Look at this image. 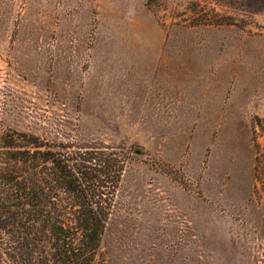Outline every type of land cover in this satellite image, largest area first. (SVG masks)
Here are the masks:
<instances>
[{
  "label": "rangeland",
  "instance_id": "1",
  "mask_svg": "<svg viewBox=\"0 0 264 264\" xmlns=\"http://www.w3.org/2000/svg\"><path fill=\"white\" fill-rule=\"evenodd\" d=\"M82 157L107 264H264V0H0V245L47 243L23 176L77 220Z\"/></svg>",
  "mask_w": 264,
  "mask_h": 264
},
{
  "label": "trees",
  "instance_id": "2",
  "mask_svg": "<svg viewBox=\"0 0 264 264\" xmlns=\"http://www.w3.org/2000/svg\"><path fill=\"white\" fill-rule=\"evenodd\" d=\"M39 147L37 143H29L23 155L29 157L31 162L33 159L37 160V153L32 148ZM42 161L46 163L48 159L44 158ZM28 162L29 159L23 160L24 164ZM82 162L84 163L79 168L80 178H75L68 166L62 167V178L66 179L70 188L68 192L73 194L77 189V198L82 201L75 222L68 223L53 218L49 205L45 203L48 199L46 191L43 187H38V190L36 183L28 177L23 176L19 183L13 181L10 185L12 208L19 220H24L28 229L32 228L46 235L47 243H33L24 236L12 240L16 245H10L9 248L0 245V264H107L100 245L111 210L93 206L92 202L102 194L96 193L100 187L95 183L106 174L104 166V171L97 167L107 163L97 157H86ZM115 163V183L118 185L123 166L117 159ZM107 167L110 168V165ZM42 183L47 184L46 178H42ZM83 183L86 184L84 189L81 185Z\"/></svg>",
  "mask_w": 264,
  "mask_h": 264
}]
</instances>
